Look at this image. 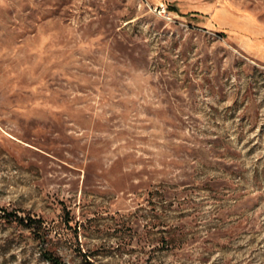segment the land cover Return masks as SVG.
I'll return each mask as SVG.
<instances>
[{
  "label": "rangeland",
  "instance_id": "rangeland-1",
  "mask_svg": "<svg viewBox=\"0 0 264 264\" xmlns=\"http://www.w3.org/2000/svg\"><path fill=\"white\" fill-rule=\"evenodd\" d=\"M0 206V264H264V0H0Z\"/></svg>",
  "mask_w": 264,
  "mask_h": 264
},
{
  "label": "trees",
  "instance_id": "trees-1",
  "mask_svg": "<svg viewBox=\"0 0 264 264\" xmlns=\"http://www.w3.org/2000/svg\"><path fill=\"white\" fill-rule=\"evenodd\" d=\"M0 212H2L0 214L1 216L7 217V219L12 217L14 220L22 223L25 226L32 227L34 229H38V227L40 226V220L38 218H33L29 215L23 218L22 216H18L15 212L4 210L2 206H0ZM41 253L44 260L48 264H65V262L60 258L59 255L47 248L43 249Z\"/></svg>",
  "mask_w": 264,
  "mask_h": 264
}]
</instances>
